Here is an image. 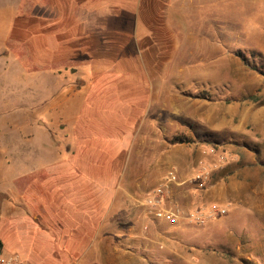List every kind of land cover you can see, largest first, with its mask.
I'll use <instances>...</instances> for the list:
<instances>
[{
    "label": "rangeland",
    "instance_id": "rangeland-1",
    "mask_svg": "<svg viewBox=\"0 0 264 264\" xmlns=\"http://www.w3.org/2000/svg\"><path fill=\"white\" fill-rule=\"evenodd\" d=\"M91 157L133 196L115 228L124 250L147 264H264V0H0V232L30 214L50 167ZM170 170L186 216L227 213L154 219L143 204Z\"/></svg>",
    "mask_w": 264,
    "mask_h": 264
},
{
    "label": "crops",
    "instance_id": "crops-1",
    "mask_svg": "<svg viewBox=\"0 0 264 264\" xmlns=\"http://www.w3.org/2000/svg\"><path fill=\"white\" fill-rule=\"evenodd\" d=\"M104 85L117 90L112 83ZM141 88L135 84L136 90ZM117 94L109 95L111 101L106 104L115 99L120 101ZM125 113L129 115L128 111ZM96 132L85 136L89 140L94 138V148L101 146L102 139ZM80 137L83 139V135ZM90 159L62 162L48 169L54 179L32 190L27 205L30 214L13 211L14 226L7 234L0 232V244L8 254H11L8 249L26 252L24 264H147L145 258L124 250L115 240L116 226L131 221L133 196L116 184L115 175L109 173L113 170L110 164L103 163L101 169L100 163L95 162L99 159ZM19 221L26 224L19 227Z\"/></svg>",
    "mask_w": 264,
    "mask_h": 264
},
{
    "label": "built area",
    "instance_id": "built-area-1",
    "mask_svg": "<svg viewBox=\"0 0 264 264\" xmlns=\"http://www.w3.org/2000/svg\"><path fill=\"white\" fill-rule=\"evenodd\" d=\"M211 165H203L197 172L195 180L201 187L206 185L207 180L211 176ZM183 185L180 182L177 171L170 170L166 177H164L161 183L153 190L146 200L143 206H145L154 217V219L164 220L169 223H177L179 219L186 217L192 220H196L198 223H205L209 217L217 215H224L226 209L220 206L213 207L208 214L204 212H193L187 214L181 206L173 199V191L175 187ZM0 264H24L22 258L17 254H8L4 247L0 244Z\"/></svg>",
    "mask_w": 264,
    "mask_h": 264
},
{
    "label": "trees",
    "instance_id": "trees-1",
    "mask_svg": "<svg viewBox=\"0 0 264 264\" xmlns=\"http://www.w3.org/2000/svg\"><path fill=\"white\" fill-rule=\"evenodd\" d=\"M238 55H239L240 57H243L245 61L247 60V58L244 57V55H243L242 52H238ZM186 142L188 143V140H178V143H186Z\"/></svg>",
    "mask_w": 264,
    "mask_h": 264
}]
</instances>
